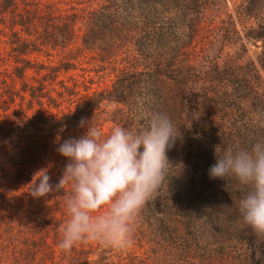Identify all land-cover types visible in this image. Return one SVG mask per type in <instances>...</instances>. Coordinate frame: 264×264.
<instances>
[{
  "label": "trees",
  "instance_id": "trees-1",
  "mask_svg": "<svg viewBox=\"0 0 264 264\" xmlns=\"http://www.w3.org/2000/svg\"><path fill=\"white\" fill-rule=\"evenodd\" d=\"M84 1L89 4L62 12L54 3L30 1L17 10V0H0V12L11 7V50L20 62L12 69L19 88L0 70V95L6 92L10 101L16 95L24 100L26 93L29 106L43 104V98L57 105L65 93L74 94L62 80L56 94L48 88L59 71L74 66L71 53L58 64L20 55L65 49L77 23L83 47L97 50L104 61L121 54L126 63L108 88L72 109L52 114L19 106L0 114V264H95L84 243L70 252L58 247L60 203L70 186L39 199L30 189L40 164L97 109L132 131L147 128L154 112H164L180 130L167 152V176L135 224L140 236L157 245V257L175 264H264V235L239 212L248 188L209 175L218 158L264 139V76L245 42L246 36L260 42L256 57L264 68V0H239L233 12L226 0ZM29 67L37 74L44 70L35 83L23 79ZM66 163L60 158L58 174L48 172L52 184ZM102 259L100 264H109L107 256ZM144 263L146 258L132 256L124 264Z\"/></svg>",
  "mask_w": 264,
  "mask_h": 264
},
{
  "label": "clouds",
  "instance_id": "clouds-1",
  "mask_svg": "<svg viewBox=\"0 0 264 264\" xmlns=\"http://www.w3.org/2000/svg\"><path fill=\"white\" fill-rule=\"evenodd\" d=\"M93 119L81 118L79 126L86 133L57 147L68 161L58 183L50 182L46 168L37 170L31 182L30 194L37 199L71 188L63 200L67 220L58 243L65 252L85 241L117 249L132 245L136 220L167 176V152L180 131L169 115L159 111L140 131L116 126L105 133ZM209 175L234 179L248 188L239 212L246 225L264 235V139L218 158Z\"/></svg>",
  "mask_w": 264,
  "mask_h": 264
},
{
  "label": "rangeland",
  "instance_id": "rangeland-1",
  "mask_svg": "<svg viewBox=\"0 0 264 264\" xmlns=\"http://www.w3.org/2000/svg\"><path fill=\"white\" fill-rule=\"evenodd\" d=\"M30 1H38L40 3H54L62 12H65L66 9L68 11L70 5L83 7L89 4V2L84 0H17V10H22L24 3ZM238 1L239 0H226L229 11H234V6ZM10 10L11 7H8L5 11L0 12V17L5 18L4 20L0 21V70L10 74L6 76L7 80L9 84H11V86L16 89L20 87L21 80L17 76L13 75L12 69L15 64H20V62L16 61V56L11 50L12 44L10 39L12 38V30L9 25V19L11 17ZM76 27V37L74 38V41H72L65 49L62 50L61 48L52 49L43 47L41 51H32L27 55H20L23 57H29L30 59L38 62L58 64L60 61L64 60V55L71 53L73 55L72 62L74 63V66L68 68L67 70L62 69L59 71L55 80L51 83V85H48V88H53L54 90L52 91V94H56L55 90L61 88V83L59 81L62 80L64 84L73 88L74 94L68 95L65 93L64 97L58 98L57 105L49 104L45 101V98H43V104L40 105L34 101L32 105L29 106L27 103L28 94L25 93L24 100H21L18 95H16L14 96V100L10 101L6 95V92H4V96L0 95V114H2L4 110L8 112L10 108L19 106L29 112L38 109L46 113L58 114L62 111L72 109L77 102L89 97L93 91L100 90L102 88H108L110 86L118 69L126 65L125 62L120 61L121 54L116 55L109 61L101 60L97 50L82 46L80 40L82 30L78 29L79 23L76 24ZM13 28L17 30L20 29L18 25L14 26ZM19 31L21 32L22 36H26V33H23L21 30ZM245 42L247 45V54L256 61L262 75L264 76V68L261 67L256 57L260 48V42L251 36H246ZM43 71L44 70H41L40 74ZM40 74H37L36 68L29 67L25 69L23 79L25 78L27 81L35 83L36 78H39ZM0 78L2 77L0 76ZM2 92L3 89H0V94ZM108 109L111 110L112 105L108 106ZM87 119H93V124L102 128L105 133H109L112 128L116 127L111 119V115L108 113L99 112L98 109L94 110L92 115L87 117ZM86 131V128L80 127L70 132L69 138H79L81 135H84ZM58 157L67 161V158L63 157L58 152H53L49 156L50 159L45 160L47 162L43 163L42 165L40 164L39 169L46 168L51 175L58 174L59 170L56 166L58 159H60ZM63 200L64 198L61 199L62 202L60 204L61 209L63 210H61L63 213V224H65L67 220V212L64 206H62ZM50 202L53 203L52 198L50 199ZM138 229L134 230L132 245L124 249L105 246L95 241H85L82 243H84L86 249L90 248L91 253L89 258L95 260V264L102 263L103 255L107 256L106 260H108L109 264L128 263L130 257L132 256H136L140 259L146 258V263L144 264H175L168 260H162L161 257H157V252L159 251L157 250V245L148 240L149 236H140L141 233ZM56 253L58 252L56 251ZM202 264L226 263L219 260H214L210 262L203 261Z\"/></svg>",
  "mask_w": 264,
  "mask_h": 264
}]
</instances>
